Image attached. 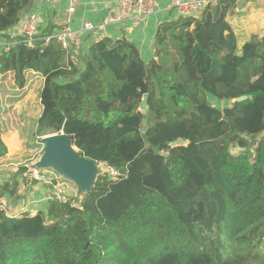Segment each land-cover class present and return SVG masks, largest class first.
Returning <instances> with one entry per match:
<instances>
[{
	"label": "trees",
	"instance_id": "16d2710c",
	"mask_svg": "<svg viewBox=\"0 0 264 264\" xmlns=\"http://www.w3.org/2000/svg\"><path fill=\"white\" fill-rule=\"evenodd\" d=\"M33 1L0 0V37ZM237 6L161 22L149 60L103 37L80 68L70 47L46 42L52 28L0 54V75L19 88L27 72L45 78L36 135L64 132L121 175H100L83 201L67 192L35 215L0 212V264H264V36L240 46ZM26 173L3 180L0 202Z\"/></svg>",
	"mask_w": 264,
	"mask_h": 264
},
{
	"label": "crops",
	"instance_id": "0c3cea01",
	"mask_svg": "<svg viewBox=\"0 0 264 264\" xmlns=\"http://www.w3.org/2000/svg\"><path fill=\"white\" fill-rule=\"evenodd\" d=\"M208 1L214 5L218 0ZM157 2L158 8L155 13L146 17L144 20H137V12L134 11L131 16L123 22L109 24L106 27L105 32L87 31L84 29V25L87 22L99 24L108 18L110 14L117 12L118 0H78L76 10L72 14L69 12L68 0H34L30 7L24 11L22 18L25 19L31 13L37 14L39 16L38 34L52 28V35H55L59 31L62 24L69 21L70 27L76 35V41L68 49L70 50L69 56L77 65H79L80 68H83L81 56H83L95 42L103 37H109L114 40L126 38L138 47L144 59L149 60L152 58L158 26L161 22L171 21L180 16L175 9L170 7L171 0H157ZM228 21L234 27L240 46L249 41L253 35L263 37L264 0H238V6L230 15ZM5 35L6 36L4 37H0V54L3 51H8L11 44L15 43L22 36L21 27L19 25L15 26L7 31ZM239 37H241L244 42H241ZM44 84L45 78L42 75L31 71L26 73V84L23 88H19L16 85L14 74L8 73L6 75H0V93L3 96H6L9 90L14 89V92L11 94L12 96H15V102H17L20 97H24L22 99L30 101L33 95V100L37 99V101H40L41 103V92ZM19 93L22 94L20 95ZM7 101L10 102L11 100ZM12 101L14 102V98ZM15 115L16 113L14 112L10 115L12 122L14 121ZM11 128L12 131L9 132L10 134L15 132L18 133L13 126ZM3 133H5V131ZM5 142L8 145L9 153L6 158L0 160H12L19 148H13L9 142L6 140ZM39 159L40 155L37 153L28 159V161H30V164H35ZM26 161L27 160L16 161L15 159L14 162H10V165H4V167L0 166V169L5 171L6 174L9 172L11 174L14 173L15 175L19 170L18 166ZM22 175L23 174L18 175V181L20 183L19 187L25 185L24 178L23 181L19 179ZM7 176H9V174L6 175V177ZM24 176L27 177L25 174ZM50 177L56 179L58 182H62L59 176L55 173H52V175L50 174ZM1 178L3 179H0V181L3 182L4 176ZM29 182V184H32V187L35 189L29 199L26 200L25 198H21L19 201L14 202V199L8 195L3 198L2 201H5L10 212L14 214L20 212L22 214L27 213L35 215L40 211H46L49 186L33 180H30ZM62 183L67 186L65 187L70 195L77 196V190L74 186L65 182ZM29 202L32 203L29 204Z\"/></svg>",
	"mask_w": 264,
	"mask_h": 264
},
{
	"label": "built area",
	"instance_id": "2783aa9c",
	"mask_svg": "<svg viewBox=\"0 0 264 264\" xmlns=\"http://www.w3.org/2000/svg\"><path fill=\"white\" fill-rule=\"evenodd\" d=\"M69 12L72 14L76 10L78 0H68ZM210 2L208 0H171L170 7L175 9L180 16L196 15L203 11ZM158 8L157 0H118L117 12L110 14L108 18L103 20L99 24H93L87 22L84 25V29L91 32H105L106 27L112 23H121L131 16L136 11V19L144 20L146 17L155 13ZM38 23L39 16L35 13L29 14L21 24V34L25 39V42L29 47L35 45V40L38 35ZM56 38L64 48H69L76 41V35L70 27V22L66 21L60 27L59 31L55 35H51L47 38L46 42ZM106 167V171L114 180H118L121 176L120 173L112 168L107 167L105 164H101ZM27 173L26 176L33 181L44 183L49 186L47 200L56 199L62 203L69 202V196L67 194L66 185L62 182L52 179L50 171H43L34 166V164L26 165ZM0 212L5 213L8 217H18L22 213L10 212L7 205L0 202Z\"/></svg>",
	"mask_w": 264,
	"mask_h": 264
},
{
	"label": "rangeland",
	"instance_id": "374dc122",
	"mask_svg": "<svg viewBox=\"0 0 264 264\" xmlns=\"http://www.w3.org/2000/svg\"><path fill=\"white\" fill-rule=\"evenodd\" d=\"M239 38L241 42H244V40H242L241 37ZM13 92L14 89L9 90L6 96H3L0 93V128L3 132L5 131V133H3L4 139L7 142H9L13 146V148L16 147L19 148L20 150L19 149L17 150L15 156H13L14 159L12 160L9 159L5 161L0 160V162L3 161L2 163H0V166L4 167V165H10V162L11 161L14 162L15 159L16 161L27 160L26 162L18 166V169H20L22 167H25L26 164L30 165V161H28V159L33 157L34 154L39 153L41 157L44 149L42 138L48 134H45L43 136L36 135L38 120L40 118V114L42 113V105L40 101H37V99L33 100L34 96L32 95L30 101L26 99L28 102L25 99H22L24 97L22 98L20 97V99L17 102H15L16 101L15 96H12L11 94ZM19 94L21 95L22 93ZM13 98H14V102L12 101ZM7 100H11V101L9 102ZM212 102H216V101L212 100ZM12 112L16 113L13 122L11 121L12 119L10 118ZM12 126L14 127V129L18 131V133L16 132L11 134L9 133L10 131H12L11 128ZM99 167L101 169V172L105 173L106 167L101 164ZM8 174L9 176L6 177V175ZM2 176H4V180L6 182V180H10L14 176V173L11 174L7 172L6 174L5 171L0 169V179H3L1 178ZM22 176H24V174ZM22 176H20L19 179L23 181L24 178L25 185L19 187L18 193L15 196H13L14 202L19 201L21 198H25L26 200L29 199V197H31V195L35 191V189L32 187L33 185L29 184L30 180L27 177L25 176L22 177ZM0 183L3 184L1 181ZM31 203L32 202H29V204Z\"/></svg>",
	"mask_w": 264,
	"mask_h": 264
},
{
	"label": "water",
	"instance_id": "95a60500",
	"mask_svg": "<svg viewBox=\"0 0 264 264\" xmlns=\"http://www.w3.org/2000/svg\"><path fill=\"white\" fill-rule=\"evenodd\" d=\"M248 98V97H247ZM246 97L239 98V102ZM141 111L147 114L148 95H145ZM148 122L143 120V133L147 132ZM43 153L34 166L43 171H50L59 176L62 182L71 184L77 190L76 198L83 201L93 190L97 179L103 173L100 164L87 158L76 146L72 136L64 132H54L42 138ZM184 141L174 142L173 146L183 145Z\"/></svg>",
	"mask_w": 264,
	"mask_h": 264
}]
</instances>
